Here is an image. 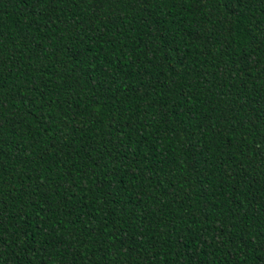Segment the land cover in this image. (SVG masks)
<instances>
[{"label": "trees", "instance_id": "1", "mask_svg": "<svg viewBox=\"0 0 264 264\" xmlns=\"http://www.w3.org/2000/svg\"><path fill=\"white\" fill-rule=\"evenodd\" d=\"M0 264H264V0H0Z\"/></svg>", "mask_w": 264, "mask_h": 264}]
</instances>
